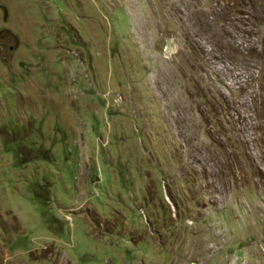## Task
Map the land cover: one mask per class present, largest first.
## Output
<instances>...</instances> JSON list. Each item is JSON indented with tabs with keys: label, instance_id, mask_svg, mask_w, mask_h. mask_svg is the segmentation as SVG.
I'll use <instances>...</instances> for the list:
<instances>
[{
	"label": "rangeland",
	"instance_id": "1",
	"mask_svg": "<svg viewBox=\"0 0 264 264\" xmlns=\"http://www.w3.org/2000/svg\"><path fill=\"white\" fill-rule=\"evenodd\" d=\"M0 52V264H264V0H0Z\"/></svg>",
	"mask_w": 264,
	"mask_h": 264
},
{
	"label": "flooded vegetation",
	"instance_id": "2",
	"mask_svg": "<svg viewBox=\"0 0 264 264\" xmlns=\"http://www.w3.org/2000/svg\"><path fill=\"white\" fill-rule=\"evenodd\" d=\"M0 54L2 55V53L0 52ZM5 58V57H4Z\"/></svg>",
	"mask_w": 264,
	"mask_h": 264
}]
</instances>
